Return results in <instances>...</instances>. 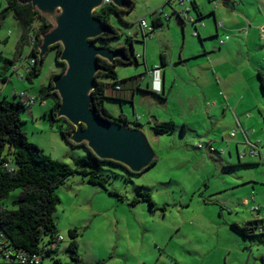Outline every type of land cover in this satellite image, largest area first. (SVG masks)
Instances as JSON below:
<instances>
[{"label": "rangeland", "instance_id": "374dc122", "mask_svg": "<svg viewBox=\"0 0 264 264\" xmlns=\"http://www.w3.org/2000/svg\"><path fill=\"white\" fill-rule=\"evenodd\" d=\"M133 1L135 7L130 13L122 17L114 13L110 16L111 25L121 36L108 42L98 40V47L116 50L117 46L124 44L131 51L128 31L135 30L142 19L151 25L152 13L156 10L165 7L167 12L171 11L170 5H166L167 0ZM187 6L191 4L174 7L183 11ZM5 7L6 0H0V12ZM124 20L133 26L127 28ZM38 26L39 22H36L35 31ZM21 34V27L12 14L0 20V87L5 88L1 79L5 74L11 82L5 95L9 99L22 92L37 97L41 88L48 86L53 76L62 74L63 69L53 48L46 56L42 73L30 83L26 79V67L31 47L26 46L19 55ZM6 60H16L15 67L19 71L13 70V74L11 69L5 71ZM131 69L137 68L120 66L116 70L123 78L122 71ZM18 72L22 74L20 77ZM99 79L111 83L104 76ZM37 100L22 114L23 128L29 140L38 144L51 158L75 167L76 159L88 156L86 147L67 143L60 131L52 128L45 117L52 107V101L41 103ZM107 105L114 112L113 118H118L122 111L121 104ZM124 109L133 122V104H124ZM171 109L175 115V104ZM143 121L146 124V120ZM131 124L129 126L132 128H140L135 123ZM143 133L156 154V164L139 174H130L122 167L106 164L102 166L104 174L108 176L106 187L89 184L82 175L75 174L58 189L61 202L55 219L58 233L64 240L52 256L43 260V264H54L55 259L63 264L71 262L68 247L72 241L69 235L72 229L78 230L79 254L84 264H136V253L140 249L152 253L154 240L164 236L169 240L172 233L174 239L169 248L183 246L184 242L187 247L200 248L201 259L196 264H264V235L247 237L233 226L236 222L245 226L246 222L259 220L264 215V207L261 211H252L250 206H244L241 202L251 195L254 186L264 191L262 183H255L264 174H260L257 168L245 165L228 168L219 158L223 157L229 162L232 157L238 165L237 140L229 144L230 149L226 143L225 147L216 144L217 152L211 153L197 148L199 139L193 133L182 136L177 132L172 136H160L158 140L147 128ZM260 142L264 152V139ZM243 150L240 146L241 154ZM249 178L254 181L247 182ZM138 187H144L150 193L153 206L142 201L137 193ZM115 192L118 195L112 194ZM18 194L19 191H15L12 197ZM135 199L141 202L132 204ZM3 206L11 208L12 198L0 201V207ZM180 224L184 226L178 232ZM48 241L46 237L43 243ZM0 264H7L1 255Z\"/></svg>", "mask_w": 264, "mask_h": 264}, {"label": "crops", "instance_id": "0c3cea01", "mask_svg": "<svg viewBox=\"0 0 264 264\" xmlns=\"http://www.w3.org/2000/svg\"><path fill=\"white\" fill-rule=\"evenodd\" d=\"M214 1L219 3L217 9ZM189 3L191 6L185 7L184 14L174 4L170 5L171 11L167 12L165 7L160 9L161 13L154 11L152 34L143 30L140 22L135 30L128 31L133 36V50L124 44L115 49L127 48L128 54L136 59L131 65L118 64L115 70L120 66L137 69L122 71L123 78L116 70L121 90L109 86L106 105L120 103L122 111L115 119L126 117L127 125L139 124L143 132L147 128L156 140L177 132L182 136L193 133L199 144L211 143L216 148V144L225 147L226 143L228 149L237 140L240 163L236 165L232 157L229 162L219 157L223 166L245 165L264 174V152L260 148V140L264 139V0H191ZM124 21L127 28L133 26ZM195 31L197 37L193 35ZM156 68L161 70L160 92L154 90L153 77L149 74ZM8 86L2 89L3 95ZM128 103L133 104V122L124 109ZM174 104L175 115L171 113ZM106 108L113 116L112 108L108 105ZM163 125H169L172 132L157 134L154 127ZM205 149L204 152H210ZM258 182L264 185V176L257 178L255 183ZM241 202L252 211L254 207L261 211L264 191L254 186L251 195ZM258 219L264 220V215ZM183 226H178V232ZM173 235L169 240L166 236L155 239L152 253L140 249L136 264L199 263L200 248L187 247L186 242L169 248Z\"/></svg>", "mask_w": 264, "mask_h": 264}, {"label": "trees", "instance_id": "16d2710c", "mask_svg": "<svg viewBox=\"0 0 264 264\" xmlns=\"http://www.w3.org/2000/svg\"><path fill=\"white\" fill-rule=\"evenodd\" d=\"M27 1L6 0V7L0 12V20L6 19L9 14H12L14 19L19 23L22 34L18 43V53L21 55L22 50L26 46L31 47L28 61L33 59L35 64L26 73V79L30 83H33L34 78L42 73L46 60L45 57L43 63H41L38 57L42 36L53 29L54 25L34 9L31 4H27ZM130 1L131 6L128 9H120L110 3L94 12L95 18L107 29L106 34L96 39V41L102 40L108 42L121 36L118 30L111 25L110 16L114 13L122 17V15L130 13L135 7V2L133 0ZM167 4L171 5L169 1ZM36 22H39V26L35 31L34 24ZM127 39L130 46L133 47V37L128 36ZM53 48L56 49L58 60L62 46L57 44L51 47L50 50ZM128 57L129 60L127 62L117 60L114 64L100 60L103 70L97 74L98 86L92 92L94 98L93 107L98 113L103 118L122 124H128L126 117L113 118L105 105L108 87L113 85L117 89L121 84L118 82L115 70L116 66L118 64L131 65L136 59L132 54H128ZM15 61L6 60L7 64L4 70H14ZM59 63L63 66V73L66 66L62 62ZM100 76L106 77L111 83L101 81L99 79ZM1 77L5 87L8 86L7 84L10 83L9 78L5 74H2ZM54 77L51 78L48 86L41 88L38 96L35 98L39 99L41 103L47 100L52 101V107L45 117L52 128L55 127L60 131L67 143L74 145L69 137L75 128L64 118L58 119L56 115L61 100L57 92L53 91L51 83ZM20 94H16L14 98L9 99L2 94L0 87V201L12 198L11 208L0 207V244L17 252L38 255L41 258L40 264H43V260L48 256H52L59 244L64 240L58 233L55 219L57 207L61 202L57 191L62 184L70 176L80 174L89 184L106 187L108 176L104 174L102 166L106 164L122 168L124 166L109 160L99 159L87 149L85 144H82V146L86 147L88 156L76 159L75 167H71L64 162L48 156L38 144L29 140L23 128L24 121L22 120V114L32 106L27 102L31 95L26 93L27 97H21ZM32 97L34 96L32 95ZM137 125L140 126L139 124ZM154 130L157 134H170L172 132L169 125L156 126ZM156 161L152 165L156 164ZM5 164H7V167L4 166ZM15 191H19V194L13 198L12 194ZM137 193L142 201L145 200L150 206L154 205L150 193L144 187H138ZM112 194L118 195L116 192ZM138 202L141 201L135 199L132 204ZM263 222L264 220H255L246 223L245 226L238 224H234L233 226L245 236L250 237L257 234L264 235ZM69 235L72 240L68 247L71 262L64 264H84L79 254L80 250L77 242L79 237L78 230H70ZM46 237L49 238V241L43 243ZM0 255L3 256L1 252ZM54 264L63 263L61 260L55 259Z\"/></svg>", "mask_w": 264, "mask_h": 264}, {"label": "water", "instance_id": "95a60500", "mask_svg": "<svg viewBox=\"0 0 264 264\" xmlns=\"http://www.w3.org/2000/svg\"><path fill=\"white\" fill-rule=\"evenodd\" d=\"M109 1L120 9L131 6L130 0ZM27 4L55 24L42 36L40 62L43 63L51 47L62 46L58 61L66 69L51 84L61 100L58 119L64 118L75 128L70 141L85 144L99 159L119 163L132 174L151 167L156 154L143 131L103 118L93 107L96 77L103 70L100 60L110 64L129 60L125 48L112 50L96 45V39L106 34L107 29L94 12L104 6L105 0H28Z\"/></svg>", "mask_w": 264, "mask_h": 264}, {"label": "built area", "instance_id": "2783aa9c", "mask_svg": "<svg viewBox=\"0 0 264 264\" xmlns=\"http://www.w3.org/2000/svg\"><path fill=\"white\" fill-rule=\"evenodd\" d=\"M168 1L171 3V5L174 4L177 6H184L186 3L191 2V0H168ZM110 3L111 2L109 0H105L104 5H107ZM218 4L219 3L217 1H214V3H213V5L216 9L218 8ZM161 12H162V10H158L156 13H161ZM184 13H185V11H183V14ZM167 20H169V17H167ZM193 21L194 20L192 19V22ZM140 27L150 34H152L155 31V27L153 25H149L145 20L140 21ZM193 35L195 37H197L199 34L197 31H195L193 33ZM128 36L133 37L131 33L128 34ZM27 63H28V65L26 67V72H28L30 70V68L35 64V61L32 59V60H29ZM14 71L15 72L19 71V68L14 67ZM160 73H161V70L159 68H156V69L149 72V74L153 77V82H154L153 87H154V90L156 92L161 91V81L159 80ZM21 75L19 73L18 76L20 77ZM117 90L120 91L121 87H117ZM20 96L21 97H27V94L21 93ZM28 99L29 100L27 102L30 106H33L37 102V99L35 97H32V96L29 97ZM232 136H235V133H233ZM197 148L200 150L208 148V150L210 152L216 151L215 147L211 143H200V144H198ZM4 166L7 167V164H5ZM253 211H259V207H254ZM0 252L2 253L7 264H15V263L16 264H40V262H41V258L38 255H31V254L28 255L27 253H24V252H17V251H14L13 249L6 248L5 246H3L1 244H0Z\"/></svg>", "mask_w": 264, "mask_h": 264}]
</instances>
